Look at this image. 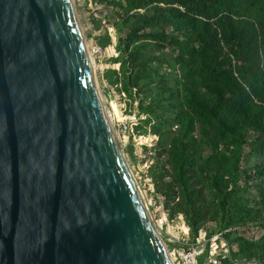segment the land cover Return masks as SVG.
I'll use <instances>...</instances> for the list:
<instances>
[{
	"label": "water",
	"instance_id": "water-1",
	"mask_svg": "<svg viewBox=\"0 0 264 264\" xmlns=\"http://www.w3.org/2000/svg\"><path fill=\"white\" fill-rule=\"evenodd\" d=\"M72 0H0V264H173Z\"/></svg>",
	"mask_w": 264,
	"mask_h": 264
},
{
	"label": "trees",
	"instance_id": "trees-1",
	"mask_svg": "<svg viewBox=\"0 0 264 264\" xmlns=\"http://www.w3.org/2000/svg\"><path fill=\"white\" fill-rule=\"evenodd\" d=\"M126 1L135 9L151 0ZM158 1L185 8L157 6L152 18L147 13V23L163 22L172 31L142 36L144 27H135L125 44L129 51L135 40L148 37V44L173 48L175 60L166 61L165 75L176 85L152 102L160 112L152 113L158 119L153 133L162 138L173 170L178 199L173 215L184 214L194 236L207 222H218L221 229L264 223V0ZM128 57L118 84L139 91L157 70L155 76H144L141 67L132 71L130 59L139 56ZM252 159L253 166H243ZM240 242L245 257L264 259V239Z\"/></svg>",
	"mask_w": 264,
	"mask_h": 264
},
{
	"label": "rangeland",
	"instance_id": "rangeland-1",
	"mask_svg": "<svg viewBox=\"0 0 264 264\" xmlns=\"http://www.w3.org/2000/svg\"><path fill=\"white\" fill-rule=\"evenodd\" d=\"M73 4L75 5L77 22L95 69V78L97 77L101 97L110 112V116H112V120L119 110H122L124 118L133 115L137 116L139 120L135 129V137L131 136L132 131L129 132L130 134H125L126 136L123 135L121 126L124 121L120 127L116 123V131L120 135L128 166L134 175L145 203H148L153 223L159 229L169 249L182 247L175 243V240H172L171 243L164 234L169 227H172L177 238H181L179 234L182 232L183 222L180 220L181 213L173 215L178 199L175 197L174 188L171 184L173 181L171 172L173 170L172 165H169V155L165 151L162 138L153 133V126L158 122L157 117L160 112L155 111L152 102L158 97V92H165L170 86L176 85L171 77L165 75L168 70L165 65L166 61L174 62L175 60L172 53L173 48L170 45L159 48L156 44H148L146 42L148 37L135 40L129 51L126 50L125 43L132 35L135 27H144L141 31L142 36L144 34H157L165 29L172 31V27H167L163 22L147 23V13H150V18H152L156 13L157 6L182 10L185 8L179 4H165L158 0L147 1L146 6L135 9L126 0H73ZM156 40L160 39H153L152 42L155 43ZM132 52H137L139 56L137 59H130L132 71L141 67L144 68V76H155L156 70L158 74L154 80L147 78L142 80L141 87L138 89L140 92L144 89L145 92L141 94L138 93L137 89L132 91L133 93L126 91L125 84H118V80L123 78L122 61L125 57L129 58L128 56H131ZM160 98L164 99V96H160ZM162 103L164 104L165 101ZM169 116L173 118L172 113ZM149 120L152 122L148 123ZM140 126L147 128L148 132L142 133L138 129ZM142 134L148 135L143 136ZM247 153H249V149H247ZM255 163L256 160L252 159L245 161L243 166L250 167ZM245 180L242 182L243 185L246 184ZM252 188V195H257L258 191L255 186ZM178 194L179 189L177 187L176 195ZM171 195L174 196V199L170 198ZM185 220L187 222L186 217ZM261 224L264 223L261 222ZM217 226L220 227V224L213 222L211 230H215ZM182 229L185 232L184 229L187 230V227L183 226ZM258 236L259 238L264 236V228L261 236L260 234ZM235 243L237 242L235 241ZM237 249L239 250L238 258L241 260L245 255L241 254L239 245ZM262 263L264 264V262Z\"/></svg>",
	"mask_w": 264,
	"mask_h": 264
},
{
	"label": "built area",
	"instance_id": "built-area-1",
	"mask_svg": "<svg viewBox=\"0 0 264 264\" xmlns=\"http://www.w3.org/2000/svg\"><path fill=\"white\" fill-rule=\"evenodd\" d=\"M138 121L137 116L128 115L121 126L123 135L126 136L125 134H130L129 132L131 131V136L134 135ZM232 233H237L238 237L252 236L258 239L261 228L257 225H249L227 229L211 238L208 236L207 229L204 228L201 230L196 244L191 245L189 249H176L172 252L175 264H225L228 260L235 264H263L262 262L264 261L260 262L256 259L238 260L235 257V253L239 251L237 245L232 243L228 238ZM185 244L189 245L188 243Z\"/></svg>",
	"mask_w": 264,
	"mask_h": 264
},
{
	"label": "clouds",
	"instance_id": "clouds-1",
	"mask_svg": "<svg viewBox=\"0 0 264 264\" xmlns=\"http://www.w3.org/2000/svg\"><path fill=\"white\" fill-rule=\"evenodd\" d=\"M73 1V0H72ZM74 7H75V5H74ZM96 53V52H95ZM119 88V87H118ZM118 135V134H117ZM143 136H145V135H143ZM119 137V136H118ZM132 137H135V134L134 135H132ZM120 142H122L121 140H120ZM256 182V179L255 180H253L252 182H251V185H253L254 183ZM180 220L183 222L182 223V227L183 226H186L187 228H188V232H184L183 231V229H182V227H181V233L179 234V236L181 237V238H177V236H176V232L174 231V229L172 228V227H169L167 230H166V232L164 233L168 238H169V240H170V242L172 243L173 241L172 240H175L176 242L175 243H178V244H180L182 247H179V248H173L172 250L171 249H169V252H170V256H171V259H172V261H174V258H173V256H172V252L174 251V250H176V249H182V248H186V249H189L190 247H191V245H194V244H196L197 243V239H198V237H199V235H200V232H201V230L202 229H204V228H206L207 229V232H208V236H209V238H211V237H213V236H215L216 234H218L219 232H221V231H224V230H227V229H235V228H239V227H246V226H249V225H257V226H260V228H261V232H262V229L264 228V224L262 225L260 222L259 223H256V222H251V223H249L248 222V224H245V225H238V226H232V227H228V228H225V229H221L220 227H218L217 226V228L215 229V230H211V227H212V223L213 222H210V223H205L202 227H201V229L199 230V232H198V235L197 236H194V234H193V236H192V233H193V230H192V228L187 224V222H186V220H185V215L184 214H182L181 213V216H180ZM174 221V220H173ZM161 227V226H160ZM161 229H163L162 227H161ZM159 230V229H158ZM260 236H261V233H260ZM228 238H229V240L232 242V243H234V244H236L237 246L239 245L240 246V248H241V254L242 255H244L243 254V252H242V246H241V242H240V240L241 239H245V240H248V241H250V242H254V243H257V242H261V241H263V239H264V236H262V237H260V238H255V237H252V236H246V237H238V234L237 233H235V234H230L229 236H228ZM235 241L237 242V243H235ZM185 243H188L189 245H186ZM239 253V251L237 252V253H235V257L238 259V260H240L239 258H238V254ZM246 256V255H245ZM245 259H247V260H254V259H256V260H259V261H264V259H262V258H259V257H253V258H249V257H244V258H242L240 261H243V260H245ZM173 264H175V261L173 262ZM225 264H235V263H233V262H231L230 260H228V261H226L225 262Z\"/></svg>",
	"mask_w": 264,
	"mask_h": 264
},
{
	"label": "bare ground",
	"instance_id": "bare-ground-1",
	"mask_svg": "<svg viewBox=\"0 0 264 264\" xmlns=\"http://www.w3.org/2000/svg\"><path fill=\"white\" fill-rule=\"evenodd\" d=\"M87 47V46H86ZM88 50V49H87ZM89 53V52H88ZM93 65V64H92ZM93 70H95L94 69V67H93ZM95 72V71H94ZM96 76V75H95ZM97 78V77H96ZM96 80V79H95ZM96 83H97V86H98V82H97V80H96ZM99 87V86H98ZM102 98V97H101ZM102 102H103V104H104V106H105V103H104V101H103V98H102ZM105 109L107 110V114H108V116H109V119L110 120H112V116H110V112H109V110L106 108V106H105ZM125 119H127V118H124L123 117V112H122V110H119L118 111V114H116L115 115V117L113 118V120H112V123L114 124V127H115V130H116V123H117V125H118V127H120V125H121V123L123 122V121H125ZM117 132V131H116ZM117 134H118V132H117ZM117 136H119V140H120V135L118 134ZM147 206H148V203H147ZM186 227V226H185ZM185 230V232H188L189 230H188V228H187V230L186 229H184ZM174 262V261H173Z\"/></svg>",
	"mask_w": 264,
	"mask_h": 264
}]
</instances>
